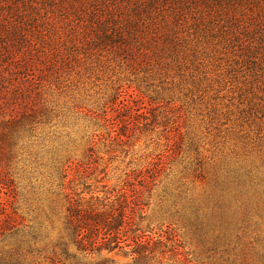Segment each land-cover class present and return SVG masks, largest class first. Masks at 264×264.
I'll use <instances>...</instances> for the list:
<instances>
[{
    "label": "rangeland",
    "instance_id": "374dc122",
    "mask_svg": "<svg viewBox=\"0 0 264 264\" xmlns=\"http://www.w3.org/2000/svg\"><path fill=\"white\" fill-rule=\"evenodd\" d=\"M236 47L211 55L207 68L165 81L146 64L133 74L122 63L90 59L83 48L53 70L19 71V57L4 58V101L21 84L32 92L12 100L10 110L21 116L47 104L53 114L19 139L3 137L0 125L6 152L0 166L8 179V189L0 187V248L22 231L38 234L40 247L70 241L66 193L86 199L126 193L134 219L127 236L136 230L151 246L161 243L156 256L165 264H264V70L255 59H237ZM8 119L0 116V124ZM256 168L259 187L230 180L233 171L245 178ZM68 182L65 191L60 185ZM246 217L260 232L251 227V238L239 241ZM70 253H77L71 242ZM78 256L86 264L134 263L118 250Z\"/></svg>",
    "mask_w": 264,
    "mask_h": 264
},
{
    "label": "trees",
    "instance_id": "16d2710c",
    "mask_svg": "<svg viewBox=\"0 0 264 264\" xmlns=\"http://www.w3.org/2000/svg\"><path fill=\"white\" fill-rule=\"evenodd\" d=\"M235 46H238L234 50L237 59H255L261 67L259 70H264V0H0L1 75L7 62L4 58L8 56L21 59L19 71L40 65L53 70L57 60L62 63L71 58L72 62L74 54L81 52L78 48H83L90 59L101 57L122 63L133 74L138 66L146 64L152 76L165 81L171 74L183 77L192 67L207 68L203 63L211 55L226 54ZM219 47L223 50L216 49ZM35 49L37 52L33 53ZM21 85L15 91L20 93L6 102L5 93L0 90V116L9 118L0 124L3 137L17 135L19 139L20 134L33 131L36 124H47L53 114L46 104L43 109L15 115L10 110L12 100L18 103L32 96ZM44 116L48 118L46 122L36 123ZM2 148L0 153L6 156ZM238 172L233 171L230 180L239 186L259 187L263 183L258 168L247 171L245 178ZM61 173L66 180L67 170ZM78 173L83 175L81 171ZM7 180L0 166V187L8 189ZM69 184L60 186L69 191ZM66 198L69 205L66 231L70 241L59 239L55 244L40 247L38 234L22 231L8 248H0V264H43L44 261L86 264L79 253L91 256L116 250L133 257V264H165L164 257L156 256L161 243L151 246V241L144 240V235H136V230L133 237L127 236L134 219L126 193L122 198L108 195L103 199L66 193ZM244 225L243 235H237L239 241L260 232L258 223L252 226V217H246ZM251 227L254 233L248 231ZM3 235L0 228V238ZM254 239L261 241L259 237ZM70 242L77 253H70Z\"/></svg>",
    "mask_w": 264,
    "mask_h": 264
}]
</instances>
